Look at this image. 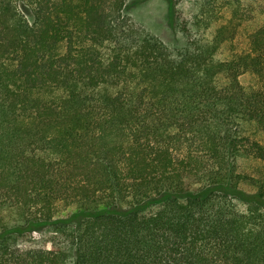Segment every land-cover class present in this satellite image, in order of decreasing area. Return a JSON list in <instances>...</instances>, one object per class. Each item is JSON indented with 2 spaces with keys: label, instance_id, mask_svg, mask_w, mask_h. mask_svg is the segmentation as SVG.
<instances>
[{
  "label": "trees",
  "instance_id": "trees-1",
  "mask_svg": "<svg viewBox=\"0 0 264 264\" xmlns=\"http://www.w3.org/2000/svg\"><path fill=\"white\" fill-rule=\"evenodd\" d=\"M126 1L0 0V264H264V19Z\"/></svg>",
  "mask_w": 264,
  "mask_h": 264
},
{
  "label": "rangeland",
  "instance_id": "rangeland-1",
  "mask_svg": "<svg viewBox=\"0 0 264 264\" xmlns=\"http://www.w3.org/2000/svg\"><path fill=\"white\" fill-rule=\"evenodd\" d=\"M251 6L255 18L264 19V0H251ZM21 10L31 22L32 15L29 9L22 4ZM194 11V0H127L123 8L124 15L143 25L172 49L185 46L187 33L182 28L189 25ZM244 45L245 40L242 33L222 52L227 54ZM241 81L246 84L251 81V78L247 74L242 75ZM66 212L67 210H64L62 214Z\"/></svg>",
  "mask_w": 264,
  "mask_h": 264
}]
</instances>
